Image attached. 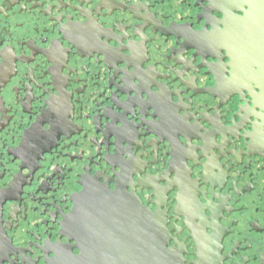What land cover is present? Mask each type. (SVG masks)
<instances>
[{"label": "flooded vegetation", "instance_id": "1", "mask_svg": "<svg viewBox=\"0 0 264 264\" xmlns=\"http://www.w3.org/2000/svg\"><path fill=\"white\" fill-rule=\"evenodd\" d=\"M223 11L0 0V264L79 256L76 207L113 184L185 264H264V100L235 76Z\"/></svg>", "mask_w": 264, "mask_h": 264}, {"label": "water", "instance_id": "2", "mask_svg": "<svg viewBox=\"0 0 264 264\" xmlns=\"http://www.w3.org/2000/svg\"><path fill=\"white\" fill-rule=\"evenodd\" d=\"M216 1L227 20L238 22L237 31L236 24L233 29L238 37L228 45L240 72L235 76L253 95L260 90L258 97L264 100V0ZM74 220L81 254L69 251L53 264H185L171 247L159 214L121 189L91 187L76 207Z\"/></svg>", "mask_w": 264, "mask_h": 264}, {"label": "snow or ice", "instance_id": "3", "mask_svg": "<svg viewBox=\"0 0 264 264\" xmlns=\"http://www.w3.org/2000/svg\"><path fill=\"white\" fill-rule=\"evenodd\" d=\"M117 47H119V46H117ZM121 51H123V50H121ZM0 62H2V61H0ZM136 82L139 83V81H136ZM148 92L150 94H152L153 98H157L156 97V90H154L151 87H149ZM143 99L148 100L149 97L148 96H144ZM149 106L157 107L156 105H153L151 103L149 104ZM157 111H158V107H157ZM55 128H56V123H55V121H53V122H50L47 125V128H44L42 126H37L36 131H38V133L41 134V135H51L52 132L55 130ZM135 186L136 185L134 184L133 187H135ZM81 191H83V190H81ZM111 191H113V192L116 191V186L114 184L112 185ZM153 211H155V210H153Z\"/></svg>", "mask_w": 264, "mask_h": 264}]
</instances>
